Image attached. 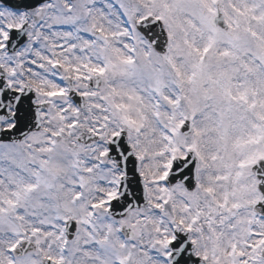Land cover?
Listing matches in <instances>:
<instances>
[{
    "label": "snow or ice",
    "instance_id": "obj_1",
    "mask_svg": "<svg viewBox=\"0 0 264 264\" xmlns=\"http://www.w3.org/2000/svg\"><path fill=\"white\" fill-rule=\"evenodd\" d=\"M0 264H264V0H0Z\"/></svg>",
    "mask_w": 264,
    "mask_h": 264
}]
</instances>
